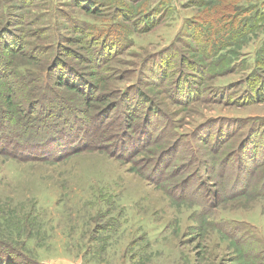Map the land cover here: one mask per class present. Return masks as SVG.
<instances>
[{
    "label": "rangeland",
    "instance_id": "obj_1",
    "mask_svg": "<svg viewBox=\"0 0 264 264\" xmlns=\"http://www.w3.org/2000/svg\"><path fill=\"white\" fill-rule=\"evenodd\" d=\"M3 1L12 17L0 19V48L14 34L20 42L14 56L0 49V264H264V91L230 89L252 73L264 24L238 56L240 70L206 80L212 70L196 43L175 42L186 19L217 41L223 14L208 4L221 0H169L167 21L141 34H132L139 21L122 25L115 35L132 40L107 55L112 35L76 33L71 21L100 26L108 19L61 0L58 11L70 19L57 11L50 30L13 26L26 11L41 12L43 0L27 10L20 0ZM161 1L127 2L148 14ZM236 1L248 7L263 0ZM168 47L172 60L162 57ZM96 53L109 61L95 62ZM159 55L163 71L155 69ZM45 73L86 133L71 128L61 145L49 138V151L39 152L26 146L32 139L20 128L29 112L41 113ZM55 79L66 86L57 88ZM192 83L198 89L189 98L183 89ZM10 135L23 139L9 143ZM198 202L208 212L198 216Z\"/></svg>",
    "mask_w": 264,
    "mask_h": 264
},
{
    "label": "trees",
    "instance_id": "obj_2",
    "mask_svg": "<svg viewBox=\"0 0 264 264\" xmlns=\"http://www.w3.org/2000/svg\"><path fill=\"white\" fill-rule=\"evenodd\" d=\"M24 5L23 9L27 10L29 7L32 6L33 3H35L38 0H20ZM60 1L61 0H43V5L41 12L33 13L26 11L25 17L23 19L13 20L12 25H26L30 27L31 25H38V26H47L48 30H50V19L51 16H54L55 13L60 10ZM70 3V6L76 7L78 10L82 11L87 16H91L92 18L96 20H100L101 22L106 21L107 24H103L100 26H93L91 24L86 23H78L74 22V28L76 33H81L85 31H91L93 30L95 34L99 37H108L109 35L113 36V42L109 44L106 48V54L114 53L116 49H121L122 47H126L129 45V43L132 40L133 36H126L125 37H119L115 35V32L118 28L122 27V25L129 23H136L139 24L137 28L135 27V30H133L132 34H141V33H149L159 27L161 25V22L164 23L167 21V13L171 14L173 12V7H170V1L169 0H162L161 5L157 6L156 8H152L149 10L148 14H139L137 8L128 5L129 1L130 3L139 2V0H102L100 2L99 0H67ZM105 1V2H104ZM56 2V3H55ZM49 3L53 4L55 3L54 8H50ZM59 3V4H58ZM169 3V4H168ZM197 4H190L191 7H199L200 2H194ZM166 4H168V7H166ZM166 7V9L164 8ZM209 10H213L214 8H217L219 10L220 14V29L217 30V34L220 36V38L216 40L211 41V37H213V34L206 33L204 31H193L191 26V21L186 19L182 30L177 36V41L175 43H181L185 48H193V43L190 42L191 40L196 43V50L200 52V54L205 58L206 63L208 64L206 68H209L211 73H209L206 77V80L209 76L213 77H221L225 70H233L234 72H237L241 69L240 65H235V63L238 60V56L241 55L243 52L244 45H247L249 41H251L252 38L255 39L257 37V31L258 29L263 27L264 24V0L255 2L252 5H248V7H245L244 5H240L238 1L236 0H221L220 3L214 4L210 3L208 4ZM11 9L12 5L8 4L7 6L4 5V1L0 0V19L3 22H6L9 18L12 17L11 15ZM111 12H107L110 11ZM60 14H62L63 19H70L66 14H63L65 12L58 11ZM144 12V11H143ZM142 13V12H141ZM169 14V16H170ZM66 15V16H65ZM148 15V17H146ZM65 16V17H64ZM166 18V19H164ZM226 19V20H224ZM229 21V23H228ZM223 26H221V23ZM33 23V24H32ZM212 23H210L211 26ZM209 26V25H208ZM229 28L230 30H227ZM236 29V30H235ZM42 33V35H46V40H49L48 31L47 28H45ZM215 33V32H214ZM54 35V34H53ZM60 35L57 36L53 40V43L56 44L60 39ZM131 38V40H130ZM8 40V39H7ZM13 41L8 40L4 41L3 45L1 46V50L3 51L4 55L8 56H14L16 51L14 50V43L17 46H19L20 40L18 39L17 35H13ZM190 43V44H189ZM174 44V43H173ZM176 45V44H174ZM174 51L175 49L172 47H168L166 51L163 53V59L172 60L170 58V54H173L174 57ZM104 54L102 53H96L94 55V58H92L95 62H98L101 64H105V61L108 58L104 59ZM162 57L159 55L156 58L157 67L156 70L160 69V71H163V60ZM189 62V64H193L195 67H198V64L195 62H190L189 59L186 60ZM143 65V64H142ZM141 65V66H142ZM245 66L246 62H245ZM249 67V66H248ZM144 68V67H143ZM197 69V68H195ZM201 68L198 69L200 71ZM194 71V70H191ZM203 76L206 74L207 69L203 68L201 70ZM152 73H155L152 71ZM208 73V72H207ZM264 73V38L261 41L260 48L257 51L254 60H253V68L252 73L249 75V77L246 80H242L240 83L237 84L233 83L231 86V90L234 91V93L240 94L241 96L245 93L249 96V93L252 95H256V93H260L261 91H264V76H259ZM139 76V75H138ZM259 76V77H258ZM21 79V77L19 76ZM42 82H40V86L38 88L42 89L40 91L39 97L41 98V104H42V110L41 113L37 116L33 117V111L29 112L26 116L28 118V122H25L24 125L20 128L22 135H26V139H32V142L27 144L26 146H30V148H38L39 152L48 150L49 146V138H51V141H54L53 143H56L55 146L61 145L62 140L68 139V137H71L72 131L71 128H75L76 134L80 136L85 135V130L81 131L80 126L76 122V116L75 114H72V111H69L68 103L64 101V98L59 95L58 92H56L54 89H49L47 86L49 84V78L48 74L45 73L42 75ZM23 79V78H22ZM204 81V80H203ZM56 79L54 80V84L56 86ZM184 82L186 80H181L178 82V89L183 92L181 89L183 88ZM66 86V84H62V82H58L57 88H62ZM235 86V87H234ZM55 87V88H56ZM228 87L225 88H217V92L223 93L227 92L229 89ZM194 89H198L197 85L195 83H192L188 85L183 90L186 91V95L189 96V98H192L195 95V92H197ZM191 95V96H190ZM29 100L27 101V103ZM47 104V105H46ZM67 104V105H65ZM28 106V105H27ZM28 112V109L26 113ZM30 115H32V118L30 119ZM35 121V122H29V121ZM222 120H219L217 123L220 124ZM264 123L263 121H259L260 123ZM251 123H254L252 121ZM264 124H260L259 126L262 127ZM251 124L249 126V133L247 134V138H249L251 135L250 132L252 130ZM264 128V127H262ZM263 130V129H262ZM249 135V136H248ZM23 139V136H22ZM21 136H11L10 135V142L19 141L22 140ZM194 139V138H193ZM21 142V141H19ZM17 142V143H19ZM194 145L189 147L190 152L197 158L199 156L198 148L195 144V141L193 140ZM45 147V148H42ZM49 151V150H48ZM198 161V165H201L200 161ZM202 169V168H201ZM198 208H202L201 212L197 213L198 216L208 212V206L204 204V202H198L196 203ZM211 206V205H210ZM118 220V219H117ZM119 221V220H118ZM117 221V222H118ZM218 227L222 226H229L232 230V223H218ZM15 249V248H14ZM23 252V250H22ZM20 252V253H22ZM42 264V263H40Z\"/></svg>",
    "mask_w": 264,
    "mask_h": 264
}]
</instances>
